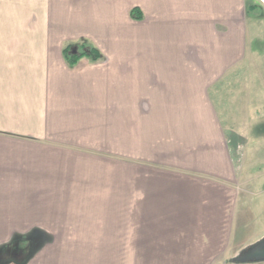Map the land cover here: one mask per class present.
<instances>
[{
  "label": "crops",
  "instance_id": "obj_1",
  "mask_svg": "<svg viewBox=\"0 0 264 264\" xmlns=\"http://www.w3.org/2000/svg\"><path fill=\"white\" fill-rule=\"evenodd\" d=\"M119 1L114 25L98 23L100 5ZM132 7L141 19L130 16ZM252 7L246 0H0V244L40 228L50 235L41 251L53 229L66 226L56 222L87 212V200L72 208L70 197H102L104 187L112 194L120 124L121 147L136 150L126 160L132 219L188 229L200 244L222 241L227 228L228 238L239 236L235 200L253 181L264 193L260 156L258 169L236 171L228 136L253 129L264 139V75L255 114L242 109L247 93L237 96L238 114L225 102L246 50L235 35L246 36ZM79 36L105 45V58L68 65L62 47Z\"/></svg>",
  "mask_w": 264,
  "mask_h": 264
},
{
  "label": "rangeland",
  "instance_id": "obj_2",
  "mask_svg": "<svg viewBox=\"0 0 264 264\" xmlns=\"http://www.w3.org/2000/svg\"><path fill=\"white\" fill-rule=\"evenodd\" d=\"M246 2L248 5H253L247 13L249 18L246 19V29L244 30L246 36L242 38L235 35L240 45L244 43L246 50L243 58L232 67V83L228 85L230 94L227 93L225 102L233 106V114H238L241 100L237 96L247 93L246 101L242 100L247 107L243 106L242 109L243 111L248 109L252 115L258 110V74L261 75V78L264 75V0H246ZM100 6L99 11L103 14V19L100 20L97 16V22L111 27V24L114 25L115 19H118V15L121 14L124 3L119 1L113 2V4L103 3ZM119 22L121 21L119 20ZM69 42L76 49L81 47V44L92 45L91 39L85 36H79ZM139 43L142 42L139 41ZM102 46L99 47L102 55L101 60L106 55L104 51L106 47ZM260 89L263 91V87ZM229 95L234 98L230 99ZM249 104L254 108L249 107ZM102 127L109 129V126L105 124ZM125 129L126 125L120 124L118 132L120 137L115 141H119L120 147L113 149L119 151V160L118 175L109 180L113 185L112 194H106L109 190L104 187L102 197H70L72 203H76L75 205L71 204L72 208L80 205L79 200H87V204L82 205L87 209V212H71L66 220L56 222L57 224L64 223L66 226L55 227L53 241L48 242L40 251L41 246L36 251L39 253H35V256H31L26 262L27 256H24V249L26 250L27 246L23 245L29 243L25 234L32 228L14 232L8 242L0 244V264H21L22 262L23 264H264V259L251 262L232 260L243 249L260 240L264 233V219H262L264 211L258 212V205L264 204V193H261L258 184L254 181L245 187L239 198L235 200L231 224L236 225L242 221L243 227L239 236L234 234L228 238L227 228L226 235L220 237L222 240L220 242L200 244L198 238L190 236L188 229L144 227L141 222L132 219L128 211L130 197L127 195L128 169L126 160H128L127 154L132 156L136 150L121 147V144L126 145L127 143L122 133ZM103 135V140L110 141V132L107 133L104 130ZM106 135L108 136L106 137ZM239 135L236 132H228V136L236 141L234 142L236 145L231 144L236 171L239 169L245 171L264 169V139H258V134L253 129L241 131ZM238 144L241 145L243 152L240 161L236 160L238 155L235 146ZM105 151L106 149H104V153H106ZM257 154L260 156L258 168H256ZM110 164V162H104V169L106 165ZM136 176L135 186L137 188L138 185H141L137 181L141 179ZM115 183H117V189L114 188ZM140 199L136 195L135 203H138ZM91 209L92 211H90ZM239 209H241V213H239ZM15 235L20 237L12 242V237Z\"/></svg>",
  "mask_w": 264,
  "mask_h": 264
},
{
  "label": "trees",
  "instance_id": "obj_3",
  "mask_svg": "<svg viewBox=\"0 0 264 264\" xmlns=\"http://www.w3.org/2000/svg\"><path fill=\"white\" fill-rule=\"evenodd\" d=\"M130 16L134 19H141V10L137 7H132L130 10ZM62 54L67 64L70 66L74 65L77 60L82 56H86L92 61L99 60L102 58L100 50L96 46L91 44H81V47L76 49L71 42H68L62 47ZM19 237V235H15L12 237L11 241L13 242ZM25 237L27 238L26 240H28L29 242L28 244L23 245L27 246L26 250L24 249V256H27L25 259L26 262L29 258H31V256L36 253V251L44 244V242L49 239L50 235L40 228H32L30 232L25 234ZM21 264H23V262Z\"/></svg>",
  "mask_w": 264,
  "mask_h": 264
},
{
  "label": "water",
  "instance_id": "obj_4",
  "mask_svg": "<svg viewBox=\"0 0 264 264\" xmlns=\"http://www.w3.org/2000/svg\"><path fill=\"white\" fill-rule=\"evenodd\" d=\"M260 259H264V235L260 240L243 249V251L233 257L232 260L237 262H251Z\"/></svg>",
  "mask_w": 264,
  "mask_h": 264
}]
</instances>
